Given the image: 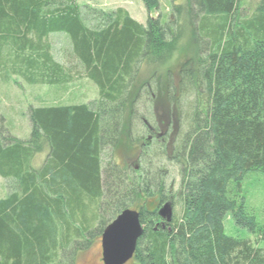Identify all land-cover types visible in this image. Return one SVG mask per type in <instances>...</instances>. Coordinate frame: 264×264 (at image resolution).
<instances>
[{"label": "trees", "instance_id": "obj_1", "mask_svg": "<svg viewBox=\"0 0 264 264\" xmlns=\"http://www.w3.org/2000/svg\"><path fill=\"white\" fill-rule=\"evenodd\" d=\"M143 1L158 12L145 25L118 8L91 27L78 0H0L3 80L71 81L49 41L63 33L99 89L91 102L31 106L28 139L11 134L0 115V176L8 189L0 200V264H77L135 206L144 233L130 264H264V224L247 207L243 185L250 172L264 174V0L247 18L239 17L243 0H169V16L162 0ZM191 33L195 65L184 63L178 88L168 73L180 117L172 154L166 137L156 150L147 139L140 170L122 167L123 133L136 147L159 131L138 107L158 91L160 72ZM164 157L176 161L181 178V212L170 222L158 213L166 199L176 200ZM228 215L243 232H226Z\"/></svg>", "mask_w": 264, "mask_h": 264}, {"label": "rangeland", "instance_id": "obj_2", "mask_svg": "<svg viewBox=\"0 0 264 264\" xmlns=\"http://www.w3.org/2000/svg\"><path fill=\"white\" fill-rule=\"evenodd\" d=\"M182 1V0H176ZM259 0H243L239 11L240 18H247L255 11ZM78 4L82 9V16L88 26L101 27L105 24V20L110 12H114L118 8H123L129 15L142 24H146L148 17L156 16L158 12L153 10L149 12L143 0H78ZM169 0H162L160 10L169 16L171 8ZM169 7V8H168ZM191 36H185L182 43L177 47V54L174 53V59L159 74V89L151 96L144 97L138 107L141 116H146V120L151 125L157 126L161 132H167L168 153L171 155L173 144L180 127L179 110L175 103H172L168 97V81L169 71L173 84L178 88L180 83L181 69L184 63L190 60L192 66L195 65V57L197 54L196 43H190ZM52 44L53 55L59 63L71 69V81L63 85H47V84H29L24 79L18 77H10L7 80L2 79L0 71V115L6 119V128L11 134L21 138L28 139L30 137V120L28 111L31 106H51L54 104H77L86 103L96 100L99 97V89L97 85L87 78L83 66L78 63L72 56V44L66 34L59 33L51 35L49 39ZM178 90V89H177ZM136 91V90H135ZM178 96V91H175ZM185 101L186 98H185ZM188 105V103L186 104ZM186 108H188L186 106ZM143 127L141 124L140 128ZM162 134V133H159ZM149 135L142 138L141 144L132 146L129 142L128 130L123 133L121 142L117 148L116 159L127 169L133 168L139 171L143 165L140 159L143 144L147 139H151ZM151 149L156 150L158 140L151 139ZM48 154L45 150L39 153L34 164L40 167ZM163 165V169L167 174V186H172V192L176 198L174 213L180 214L181 201L178 198L180 186V172L176 161L172 162L168 157L161 159L159 162ZM244 194L247 197V207L254 212L260 223L264 224V174L259 172H250L244 180ZM8 194L6 180L0 176V200ZM152 206V204H148ZM133 209L138 208L135 206ZM226 232L230 235H237L244 230L238 228L232 217L229 215L225 218ZM248 233V232H247ZM249 238L256 243V236L248 233ZM102 236L99 235L93 240L89 249L80 253L77 264H104L102 259ZM127 264H130L128 262Z\"/></svg>", "mask_w": 264, "mask_h": 264}, {"label": "water", "instance_id": "obj_3", "mask_svg": "<svg viewBox=\"0 0 264 264\" xmlns=\"http://www.w3.org/2000/svg\"><path fill=\"white\" fill-rule=\"evenodd\" d=\"M167 222L173 219V200L164 203L158 211ZM144 233L140 221V211L127 208L122 211L102 233V259L104 264H127L137 249L138 241Z\"/></svg>", "mask_w": 264, "mask_h": 264}, {"label": "flooded vegetation", "instance_id": "obj_4", "mask_svg": "<svg viewBox=\"0 0 264 264\" xmlns=\"http://www.w3.org/2000/svg\"><path fill=\"white\" fill-rule=\"evenodd\" d=\"M159 130H160V129H159ZM159 133H162V135H159ZM167 134H168V131H167V132L154 131V133L151 134V137H152V138H155V139H157V140H164V138H165L166 136H168ZM152 138H151V139H152ZM151 139H150L149 141H151ZM175 139H176V137H175ZM169 200H173V208H175V202H176V200H174L173 198L166 199V200L163 202V204L166 203V202L169 201ZM163 204H161V206H162ZM161 206H160V207H161Z\"/></svg>", "mask_w": 264, "mask_h": 264}, {"label": "bare ground", "instance_id": "obj_5", "mask_svg": "<svg viewBox=\"0 0 264 264\" xmlns=\"http://www.w3.org/2000/svg\"><path fill=\"white\" fill-rule=\"evenodd\" d=\"M159 135H162V134H159Z\"/></svg>", "mask_w": 264, "mask_h": 264}]
</instances>
